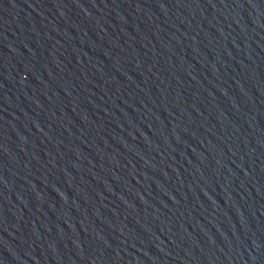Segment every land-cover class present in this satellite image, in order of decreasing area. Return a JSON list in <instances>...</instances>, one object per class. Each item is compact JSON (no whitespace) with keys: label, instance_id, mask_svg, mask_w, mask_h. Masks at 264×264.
I'll use <instances>...</instances> for the list:
<instances>
[{"label":"water","instance_id":"obj_1","mask_svg":"<svg viewBox=\"0 0 264 264\" xmlns=\"http://www.w3.org/2000/svg\"><path fill=\"white\" fill-rule=\"evenodd\" d=\"M0 264H264V0H0Z\"/></svg>","mask_w":264,"mask_h":264}]
</instances>
